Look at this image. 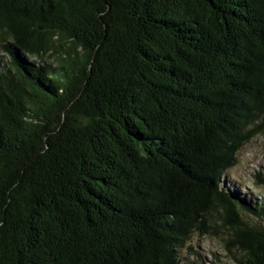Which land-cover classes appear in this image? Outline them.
<instances>
[{
	"label": "trees",
	"instance_id": "16d2710c",
	"mask_svg": "<svg viewBox=\"0 0 264 264\" xmlns=\"http://www.w3.org/2000/svg\"><path fill=\"white\" fill-rule=\"evenodd\" d=\"M262 128L264 0H0V264H264Z\"/></svg>",
	"mask_w": 264,
	"mask_h": 264
},
{
	"label": "rangeland",
	"instance_id": "374dc122",
	"mask_svg": "<svg viewBox=\"0 0 264 264\" xmlns=\"http://www.w3.org/2000/svg\"><path fill=\"white\" fill-rule=\"evenodd\" d=\"M237 158V165L224 179V188L247 198L248 203H264V128L258 130ZM219 230L220 237L193 236L182 250L180 264H238L224 249L225 230Z\"/></svg>",
	"mask_w": 264,
	"mask_h": 264
}]
</instances>
